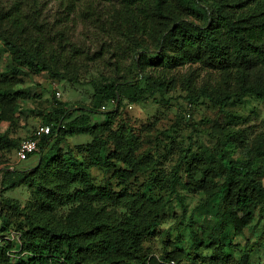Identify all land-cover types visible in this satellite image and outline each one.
I'll return each instance as SVG.
<instances>
[{"label":"rangeland","instance_id":"1","mask_svg":"<svg viewBox=\"0 0 264 264\" xmlns=\"http://www.w3.org/2000/svg\"><path fill=\"white\" fill-rule=\"evenodd\" d=\"M15 1L0 0V136L6 137L0 139V264H27L30 252L25 246L29 239L25 214L4 205L3 200L18 202L30 216L42 210L40 189L34 190L25 182L4 187L3 171L31 170L58 152L73 153L86 163L96 185L109 186L120 194L95 204L110 222L123 220L131 210L143 219L153 204L164 206L161 227L141 241L145 264H195L185 256L191 245V229L197 231L202 244L198 264H264V208L255 210V219L244 234L226 237L224 248L218 244L223 219L219 189L228 172L222 166L220 148L238 162H254L256 177L264 185V99L248 95L241 103H214L199 96L201 87L211 85L222 92L237 89L241 81H229L224 72L200 61H179L167 90L145 92L138 102L124 100L111 125L104 113L118 109L117 102L109 101L100 113H92L96 139L88 133H60L51 143L57 141L56 150L44 159L34 153L19 161L18 147L12 142L18 144L34 134L44 125V117L59 106L58 101L73 109V118L79 116L81 107L92 106L97 84L121 78L119 74L130 76L135 70L132 57L110 33L98 35L91 28L90 21L99 16L91 3L78 5L66 19L56 0H38L36 22L17 25L4 17ZM262 4L254 2L250 9L257 10ZM105 13L110 20L119 21L120 15L126 18L123 10L111 3L105 5ZM8 42L46 63L53 74L37 73L17 63ZM148 73L156 72L150 68ZM246 77L248 82L263 80L264 73L252 69ZM126 137L134 141L130 147ZM103 144L113 163L110 167L92 162V157L102 153ZM189 170L195 173L193 177ZM240 173L244 174V169ZM201 181L204 186H200ZM4 206L9 223L5 226ZM65 213L66 208L60 205L53 218L62 221ZM167 229L171 230L170 242L163 245ZM104 232L101 236H109ZM175 243L184 250L176 251ZM164 252L168 258L162 257ZM99 257L96 251H88L83 264H110ZM118 257L125 256L121 253ZM142 258L131 256L118 264H138Z\"/></svg>","mask_w":264,"mask_h":264},{"label":"trees","instance_id":"2","mask_svg":"<svg viewBox=\"0 0 264 264\" xmlns=\"http://www.w3.org/2000/svg\"><path fill=\"white\" fill-rule=\"evenodd\" d=\"M56 1L64 8L66 19L83 2L95 6L99 16L90 21L91 28L98 35L110 33L117 45L132 57L135 72L130 76L119 74L121 78L115 77L97 84L92 106L88 109L81 107V115L74 118L73 109L67 103L58 101L59 106L44 117V125H51V131L40 137L35 151L42 159L48 152L56 150L57 141L53 145L51 143L60 133L71 136L88 133L96 139L97 127L93 125L91 115L100 113L107 102L118 103V109L104 113L111 125L124 100L138 102L145 92L154 94L167 90L172 69L179 61H200L204 66L224 72L229 81H241L237 89L222 92L215 91L211 85L201 87L199 96L208 97L214 103L222 106L232 101L241 103L248 95L264 99V79L246 81L249 70L258 69L264 73V0ZM254 2H263L258 11L250 9ZM36 3L38 0H16L4 17L17 25L24 22L32 24L39 15ZM107 3L120 7L126 18L120 15L119 21L110 20L105 13ZM24 6L28 7L27 11ZM7 44L13 48L17 63L26 64L37 73L47 71L53 74L46 63L38 61L31 53L23 48L14 49V44L10 42ZM152 45L155 46L154 50ZM150 68L156 73H148ZM143 80L146 81L145 85L142 84ZM0 139L6 140V137L0 136ZM125 140L129 147L134 144L127 137ZM12 145L18 147L19 143L12 142ZM220 153L223 168L224 165L228 168L225 182L219 189L223 219L218 244L224 248L226 237L244 234L255 219V210L264 208V185L256 177L254 162H238L226 155L224 147L220 148ZM45 162L28 171L5 169L1 180L4 187L25 182L34 190L36 187L40 189V214L32 213L30 216L26 213V207H21L18 202L10 198L3 200L4 205L25 214L28 221L26 233L29 239L25 246L30 252L27 264H83L84 254L92 250L99 254L100 260L110 264H118L131 256L142 258L141 241L155 235L161 227L163 205L150 206L147 217L143 219L131 210L123 220L110 222L101 215V209L95 204L113 200L120 194L109 186L96 185L86 163L73 153L62 155L58 152ZM92 162L108 167L113 165L105 144L102 153L92 157ZM243 169L244 174H241L240 170ZM189 174L193 177L195 173L189 170ZM200 186H204L202 181ZM60 205L66 208L62 221L53 218ZM2 212L5 214V206ZM6 215L4 226L5 223L9 224ZM103 231L110 233L109 236H101ZM170 235V229L164 231L163 245H168ZM201 247L200 236L191 229V245L185 253L186 258L198 264L196 259L200 257ZM175 250L184 249L176 244ZM121 253L125 257H118ZM161 255L168 258L165 252ZM145 263L146 257H143L138 264Z\"/></svg>","mask_w":264,"mask_h":264},{"label":"built area","instance_id":"3","mask_svg":"<svg viewBox=\"0 0 264 264\" xmlns=\"http://www.w3.org/2000/svg\"><path fill=\"white\" fill-rule=\"evenodd\" d=\"M60 93H58L59 95ZM51 125H42L32 136L24 138L18 145L17 154L19 161L27 159L35 153L40 137L50 133Z\"/></svg>","mask_w":264,"mask_h":264}]
</instances>
